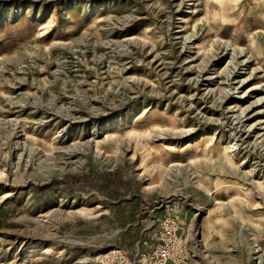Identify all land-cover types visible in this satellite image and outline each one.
Here are the masks:
<instances>
[{"label":"rangeland","instance_id":"obj_1","mask_svg":"<svg viewBox=\"0 0 264 264\" xmlns=\"http://www.w3.org/2000/svg\"><path fill=\"white\" fill-rule=\"evenodd\" d=\"M170 216L183 263L264 264V0H0V264Z\"/></svg>","mask_w":264,"mask_h":264},{"label":"built area","instance_id":"obj_2","mask_svg":"<svg viewBox=\"0 0 264 264\" xmlns=\"http://www.w3.org/2000/svg\"><path fill=\"white\" fill-rule=\"evenodd\" d=\"M161 228L152 243L149 241L145 246L135 248L105 249L94 254L91 261L95 264H186L180 257L181 252L186 253V248L181 235L175 232V219L164 217Z\"/></svg>","mask_w":264,"mask_h":264},{"label":"bare ground","instance_id":"obj_3","mask_svg":"<svg viewBox=\"0 0 264 264\" xmlns=\"http://www.w3.org/2000/svg\"><path fill=\"white\" fill-rule=\"evenodd\" d=\"M207 79V78H206ZM243 81V80H242ZM241 82V81H240ZM242 83V82H241ZM19 131V130H18ZM178 136L180 135V136H186L188 133H186V132H181V133H179V132H177L176 133Z\"/></svg>","mask_w":264,"mask_h":264}]
</instances>
